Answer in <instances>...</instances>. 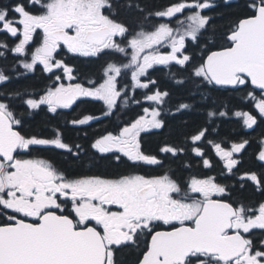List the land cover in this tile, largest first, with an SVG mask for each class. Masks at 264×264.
Listing matches in <instances>:
<instances>
[{
    "label": "snow or ice",
    "instance_id": "6c2138e0",
    "mask_svg": "<svg viewBox=\"0 0 264 264\" xmlns=\"http://www.w3.org/2000/svg\"><path fill=\"white\" fill-rule=\"evenodd\" d=\"M0 37V264H264V0H0Z\"/></svg>",
    "mask_w": 264,
    "mask_h": 264
},
{
    "label": "trees",
    "instance_id": "16d2710c",
    "mask_svg": "<svg viewBox=\"0 0 264 264\" xmlns=\"http://www.w3.org/2000/svg\"><path fill=\"white\" fill-rule=\"evenodd\" d=\"M154 2L156 4H164L167 3V0H154ZM2 38V37H0ZM11 59V57L9 58ZM159 75V74H158ZM22 83H30L33 85H41L42 84V79L39 75V73H37L35 76H33L30 80H28L27 82L22 81ZM101 105L100 102H86V103H79L70 111H66V113L70 114V115H77L79 113H81V111H83L85 114L91 113V114H96L99 115L100 109H101ZM128 115H132L133 110L128 111L127 112ZM127 117V116H126ZM41 119V117H37L36 120L37 122ZM63 119V118H61ZM123 119V118H122ZM234 120V119H233ZM116 121V118H111V119H103L99 122H95L92 124V127L87 129L89 134L91 135L93 133V131L99 130V131H103L104 127L107 125L109 128H111L113 126V123ZM223 130L225 132L229 131V130H233V131H239L240 129L238 128V126L235 123H231V122H226L223 125ZM261 131V129H257L256 133H253V136H256L259 134V132ZM68 135L74 136L73 132H69ZM251 149L249 150V155H248V160L247 162L250 163V154H251Z\"/></svg>",
    "mask_w": 264,
    "mask_h": 264
},
{
    "label": "flooded vegetation",
    "instance_id": "af4514ba",
    "mask_svg": "<svg viewBox=\"0 0 264 264\" xmlns=\"http://www.w3.org/2000/svg\"><path fill=\"white\" fill-rule=\"evenodd\" d=\"M31 75V74H30ZM100 105L102 106V104H101V102H100ZM76 106V105H75ZM74 106V107H75ZM145 106H147V105H145ZM70 110H72V109H70ZM131 110H133V113H135V112H139L140 111V108H139V106H137V105H130V108L129 109H127L126 111L128 112V111H131ZM132 113V114H133ZM112 118H116V117H112ZM121 118H123V119H126L127 117L126 116H122ZM232 119H234L235 120V118H232ZM103 120V119H102Z\"/></svg>",
    "mask_w": 264,
    "mask_h": 264
}]
</instances>
